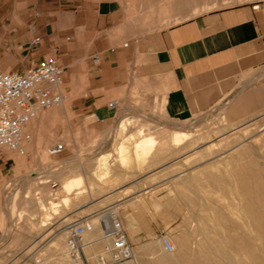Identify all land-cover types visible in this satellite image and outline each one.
I'll use <instances>...</instances> for the list:
<instances>
[{
  "label": "rangeland",
  "instance_id": "obj_1",
  "mask_svg": "<svg viewBox=\"0 0 264 264\" xmlns=\"http://www.w3.org/2000/svg\"><path fill=\"white\" fill-rule=\"evenodd\" d=\"M54 1L57 0H0V71L23 70L33 60L55 55L64 67L62 92L66 96L59 107L40 111L24 126L22 135L25 129L29 134L24 139V153L0 150V161L5 164L0 175V264H36L32 258L40 260V256L52 264L54 256L46 248L51 235H61L60 231L76 218L95 219V212L111 205L117 207L132 250L158 241L161 236L177 242L188 235L187 247L192 251L193 264H198L204 253L197 250L196 242L203 235L223 248L229 235L235 238L240 234V230L225 227L226 219L214 221L218 217L216 207L240 202L236 189L231 187L230 193L225 187L213 185L208 175L225 177L232 174L231 166H250L254 171L245 172L259 174L252 183L264 200V114L234 130L226 124L222 110L181 122L169 120L163 115V99L150 94L136 78L128 91L120 88L105 92L103 97L82 98L91 85L87 81L88 62L82 51L70 52L66 44L62 45V29L69 20L61 12L62 6ZM259 1L263 0H193V15L220 6ZM35 36L41 42L31 47ZM114 99L119 100L120 107L109 110L107 103ZM84 103L90 105V110L82 108ZM94 116L103 122H97ZM120 121L125 123L124 132L117 128ZM182 129L189 130L192 138L175 149L169 142L170 133ZM136 130L140 131L138 137L151 134L155 138L151 158L133 160L130 155L121 163L115 157L116 146L124 141L130 148L136 136L130 139L127 135H136ZM56 143H62L64 150L56 156L48 155L46 149ZM207 149L213 153L201 158ZM101 153L109 154L106 174L97 166ZM77 174L82 179V193L70 195L67 205H61L57 214L47 218V210L38 214L39 203L56 202L65 196L60 186L64 177ZM40 180L55 181L58 187L52 191L46 183L41 193L37 188ZM34 198L35 203H30ZM256 206L254 211L264 210V206ZM19 212L24 215L15 225ZM43 222L46 226H40ZM128 224L137 231L128 232ZM261 239L264 245V230ZM160 250L159 253L163 251ZM234 257L236 264H254L247 255Z\"/></svg>",
  "mask_w": 264,
  "mask_h": 264
},
{
  "label": "crops",
  "instance_id": "obj_2",
  "mask_svg": "<svg viewBox=\"0 0 264 264\" xmlns=\"http://www.w3.org/2000/svg\"><path fill=\"white\" fill-rule=\"evenodd\" d=\"M55 3L69 20L62 45L82 51L88 62L91 85L82 98L128 91L136 78L163 99L169 120L222 110L233 130L264 114V0L196 15L193 0ZM3 167L0 161V175Z\"/></svg>",
  "mask_w": 264,
  "mask_h": 264
},
{
  "label": "bare ground",
  "instance_id": "obj_3",
  "mask_svg": "<svg viewBox=\"0 0 264 264\" xmlns=\"http://www.w3.org/2000/svg\"><path fill=\"white\" fill-rule=\"evenodd\" d=\"M29 128H30V125H29ZM125 128H126L125 123L123 121H121L118 125L119 132H124ZM138 134H139V132H136V135H134L133 133H129V135H127V138H130V139H132L136 136V138L133 141V144L131 145L130 148H129V145L125 144L127 142H125L123 144L124 141L123 142L121 141L122 143L117 144L116 149H115V157L118 158L121 163H123L125 160H127L128 156H130V155H131L133 160H137L141 156H146L147 158H149L151 156V154L153 153V150L156 146L155 138L151 134H145V135H142L140 137H138ZM23 138L24 139L29 138V134H28V131H26V129H25V131H23ZM190 138H192V133L189 130H185V129L174 130V131H171V133H170L169 142H170L171 146L175 147V149H180L185 145L186 141ZM208 149L205 152L203 151L204 153L201 155V158L207 157L208 155L213 153L212 150H208ZM233 149H231V151ZM243 150L245 152H247L246 149H243ZM222 152H224V151L222 150ZM46 153H47V149H46ZM199 155H200V153H199ZM242 155H244L243 152L241 153V156ZM262 159H263V161H262L263 169L261 167L260 168L264 172V155H262ZM109 164H110V159H109V154H107V153H103L97 159V166L99 169H104L103 171H105V172L102 171L104 174H106V172H108ZM234 168L235 167L231 166L229 171H231L232 174L229 173V174L225 175V177L222 175L213 174V175H208L207 179L211 180L213 185L225 187L228 190H230L231 187H234V189H236V193L239 197L238 199L240 200V202L236 203L235 205L234 204H227V205L223 206V204H221L222 206L216 207L217 212H218V217H217V219H214V221L219 220V219H226L228 224L225 227L228 228L229 231L233 230V229L234 230H240L239 231L240 234L239 233L236 234L237 237H235V238H233L234 237L233 235H232L233 237L231 235H229L230 237L226 238V242H225V245L223 248L216 245V242H214L213 240H209V238H206V236H204L202 234L203 236L201 237V239H199L196 242L197 250L200 253L202 252V254L204 253V255H200V257H202V260H199L198 264H207V263H211V264H233L232 262L235 261L234 256H239V255H241V257L244 255H247V257H249L250 261H253L252 263H254V264H264V245H263V242L261 241L262 240L261 235H262L263 230H264V215H263L264 210L261 211L259 209V211H261V213L258 212L257 210H256L257 212L254 211L256 205L258 206V204H260V207L264 206V200L262 201V199H260L261 196L257 195L256 190L254 191L255 186H253L254 183H252V181H254V180L256 181V177H258L259 174L252 173V174L247 175L246 172L248 170H251L252 172L254 171V170H252L254 168H250V166H247L246 168H241V167L237 168V169H234ZM225 169H227V168H225ZM102 175H100V176L102 177ZM225 179H227L229 182L226 183ZM45 184H46V180H40L37 182V188H39L38 190L40 192H41L42 188H45L44 187ZM60 186H61V190L65 193L64 194L65 196L58 199V201H56V202L48 201L45 204L39 203L38 214H40L41 211L45 212L46 210H47V213L45 216L46 218H47V216H49V214H57V212H58L57 210L61 205H65V204L67 205V203L69 202V199H70L69 198L70 195H72V194L78 195V194L82 193V191L80 190L81 186H82V179L78 174L76 176H71L68 178L64 177V179L61 181ZM230 193H232L231 190H230ZM258 193H259V191H258ZM262 193H263L262 195L264 196L263 191H262ZM24 197L27 198V196H24ZM263 199H264V197H263ZM46 200L47 199H45V201ZM33 201L35 203V198L30 200V203H33ZM236 202H237V200H236ZM230 203H232V201ZM113 206L115 207V209H117L116 205H113ZM32 214L33 213H29L30 216L34 217L35 215L33 216ZM133 214H136V213H133ZM23 215H24V213H22V212H19L18 214H16V219L14 220L15 225L16 224L19 225V222L23 218ZM38 217H39V215H38ZM44 221H45V219H44ZM92 223L95 225V230L92 234L88 235V238H92V237L97 238L99 236V232H100L99 230L101 229L102 225H101V222L99 221L98 217H96L95 219H92ZM40 226H46V222L41 223ZM34 228H35V226H34ZM66 228H67V225L60 231L61 235H57V234L51 235V237L46 242V243H48L46 248L51 250L52 255L54 256V261L52 264H72L70 262V260L67 259L68 257H67L66 252H65L64 240H65ZM29 230H32V229H29ZM35 230L36 229H34L33 231L35 232ZM128 230H129L128 232H135V231H137V228L134 225L128 224ZM190 234H192L191 230H190ZM167 239L171 242V239H169L168 237H167ZM188 240H189V236L185 235L184 238L178 240L177 242H171L173 245V251L170 253L163 250L160 239L158 241H155V242L150 241L146 244L139 245L137 248H135V250H133V257H134L133 264H193V259L191 257L192 251L189 249V247H187V241ZM263 241H264V239H263ZM159 246L163 251L160 250ZM176 248H178L177 252L174 253V249H176ZM96 249H98V252H102V245L101 244L96 245L92 249H90L88 252L89 253H95L97 251ZM159 250L162 252L159 253ZM149 255H151L152 257L147 258ZM210 256L212 258L211 260H210ZM40 257H41L40 260L32 258L34 260V263H36V264H47V261H46L47 258L42 257V256H40ZM243 260H245V259H242V261ZM21 262H23V261H21Z\"/></svg>",
  "mask_w": 264,
  "mask_h": 264
},
{
  "label": "built area",
  "instance_id": "obj_4",
  "mask_svg": "<svg viewBox=\"0 0 264 264\" xmlns=\"http://www.w3.org/2000/svg\"><path fill=\"white\" fill-rule=\"evenodd\" d=\"M41 42L39 36L30 41V46ZM99 63V55L91 57ZM64 67L57 56L43 57L32 61L23 70L0 71V150L24 153L22 129L37 114L47 108L59 107L66 96L62 92ZM117 99L107 103L109 110H117ZM97 122L103 119L94 116ZM64 150L62 143L47 149L50 156ZM52 191L58 187L55 181L46 180ZM99 218L101 229L97 238H88L95 230L89 217H80L67 224L65 231V252L72 264H133V250L127 233L113 205L93 214ZM164 251L172 252L173 245L165 236L160 237ZM102 245V252L89 253L96 245Z\"/></svg>",
  "mask_w": 264,
  "mask_h": 264
}]
</instances>
